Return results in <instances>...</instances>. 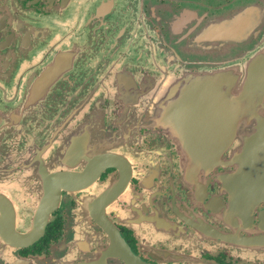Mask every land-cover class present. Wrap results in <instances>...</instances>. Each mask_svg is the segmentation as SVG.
<instances>
[{
  "label": "flooded vegetation",
  "instance_id": "1",
  "mask_svg": "<svg viewBox=\"0 0 264 264\" xmlns=\"http://www.w3.org/2000/svg\"><path fill=\"white\" fill-rule=\"evenodd\" d=\"M263 6L0 0V264H264Z\"/></svg>",
  "mask_w": 264,
  "mask_h": 264
},
{
  "label": "water",
  "instance_id": "2",
  "mask_svg": "<svg viewBox=\"0 0 264 264\" xmlns=\"http://www.w3.org/2000/svg\"><path fill=\"white\" fill-rule=\"evenodd\" d=\"M264 7V6H263ZM258 8H256L255 10H257ZM258 11L260 12V10L258 9ZM263 12H264V8H263ZM113 242H114V246L116 247V249L120 252H124V253H129L132 254L130 248L127 246V244L120 238L119 235H117V233H115V237L113 238Z\"/></svg>",
  "mask_w": 264,
  "mask_h": 264
}]
</instances>
